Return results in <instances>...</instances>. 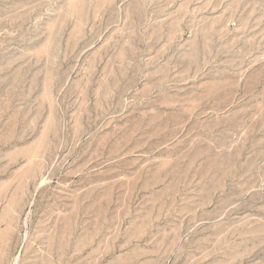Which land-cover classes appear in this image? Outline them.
<instances>
[{
  "label": "rangeland",
  "instance_id": "374dc122",
  "mask_svg": "<svg viewBox=\"0 0 264 264\" xmlns=\"http://www.w3.org/2000/svg\"><path fill=\"white\" fill-rule=\"evenodd\" d=\"M0 264H264V0H0Z\"/></svg>",
  "mask_w": 264,
  "mask_h": 264
}]
</instances>
